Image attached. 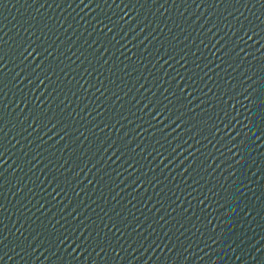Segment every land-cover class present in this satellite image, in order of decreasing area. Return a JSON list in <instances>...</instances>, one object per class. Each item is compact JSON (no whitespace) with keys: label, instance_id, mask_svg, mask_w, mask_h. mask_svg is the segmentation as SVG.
<instances>
[{"label":"water","instance_id":"water-1","mask_svg":"<svg viewBox=\"0 0 264 264\" xmlns=\"http://www.w3.org/2000/svg\"><path fill=\"white\" fill-rule=\"evenodd\" d=\"M0 264H264V0H0Z\"/></svg>","mask_w":264,"mask_h":264}]
</instances>
